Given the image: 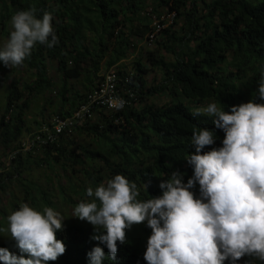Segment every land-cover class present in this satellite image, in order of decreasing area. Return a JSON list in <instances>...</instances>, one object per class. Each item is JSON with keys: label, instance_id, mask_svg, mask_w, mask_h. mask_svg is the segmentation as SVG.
Instances as JSON below:
<instances>
[{"label": "trees", "instance_id": "trees-1", "mask_svg": "<svg viewBox=\"0 0 264 264\" xmlns=\"http://www.w3.org/2000/svg\"><path fill=\"white\" fill-rule=\"evenodd\" d=\"M28 9H33L37 18L44 12L52 14L58 43L51 48L36 44L20 65L30 73V81L15 80L10 85L1 114L8 120L0 128V149L19 154L9 171L0 174L2 193L7 191L6 181H15L22 186L25 201L36 202L33 190L20 183L33 160L37 166L61 165L74 177L83 174L92 189L120 174L137 185L138 200L159 197V184L171 173H180L184 183L192 177L193 169L185 157L195 151L191 145L193 129L214 132V144L205 146L202 153L222 146L225 133L215 128L213 118L203 113L194 116L193 112L210 102L225 112L249 101L264 102L256 94L264 72V0H0V35L8 36L11 17ZM164 10L176 12V20L154 40L156 51L146 53L148 63L140 55L133 71H125L136 42L147 39L152 18ZM91 45L93 50L88 49ZM50 64L56 65L62 79L54 116L72 117L111 70L123 80L125 90H133L138 105L118 113L96 110V120L85 121L71 136L23 154L24 135L32 134L26 119L31 103L56 86L49 78ZM152 72L160 74L161 82L148 87L147 77ZM80 79L84 80L82 89L70 86L69 82ZM161 97L167 102L159 105L150 100ZM34 124L38 128L42 125L38 121ZM83 137L92 140L96 148L77 142ZM71 188L88 197L87 188ZM190 191L194 198L199 197L198 184ZM37 192L41 193V202L51 206L45 191ZM131 229L151 235L146 223ZM95 234L93 227L80 223L63 225L56 238L64 243L66 251L48 264H88L87 253L94 246L103 247L92 239ZM137 239L128 235L124 244L117 242L115 261L107 258L104 248L103 264H146L142 241ZM0 247L22 255L14 240L0 243ZM237 264L260 262L245 256Z\"/></svg>", "mask_w": 264, "mask_h": 264}, {"label": "clouds", "instance_id": "clouds-1", "mask_svg": "<svg viewBox=\"0 0 264 264\" xmlns=\"http://www.w3.org/2000/svg\"><path fill=\"white\" fill-rule=\"evenodd\" d=\"M44 12L19 11L10 19L11 31L0 45V63L15 68L31 55L36 44L49 48L58 43L51 21ZM152 25V24H151ZM257 96L264 101V72L257 82ZM213 118L215 128L225 133L222 146L214 144L213 131L193 129L194 153L185 159L193 175L183 182L178 172L159 184L162 195L140 201L137 185L117 174L106 183L87 188L91 202H80L71 217L91 224L97 234L88 253V264L116 260L117 242L133 225L146 223L151 229L143 259L146 264H237L248 256L264 264V102L249 101L225 112L210 102L193 115ZM199 185V197L190 189ZM64 218L45 207L42 212L22 203L7 216V232L22 255L0 247V264H48L65 253L56 233ZM28 258H25V255Z\"/></svg>", "mask_w": 264, "mask_h": 264}, {"label": "rangeland", "instance_id": "rangeland-1", "mask_svg": "<svg viewBox=\"0 0 264 264\" xmlns=\"http://www.w3.org/2000/svg\"><path fill=\"white\" fill-rule=\"evenodd\" d=\"M190 6V4H189ZM167 10H164L162 13H167ZM7 31L10 33L11 31V25L10 23L7 25ZM8 36H1L0 35V45H3L7 39ZM138 45L133 49L131 52L130 58L128 62H125V71L132 72L133 71V64L136 59L139 58L140 55H143V61L144 63H148V60L146 58V53H152L156 51V46H149L146 43V40L143 42H136ZM89 50H93V46H88ZM73 64L70 63L69 67L72 68ZM148 67L151 68L150 64H148ZM0 69L2 72L0 73V115L3 113L4 108L7 103V97L10 92V85L13 81L17 80L20 82L30 81L31 75L26 70L24 66H17L15 68H9L5 67L2 63H0ZM49 78L53 81V83L56 85L50 92L47 93L45 97H40L38 99H35L31 103L30 110L26 114V119L29 122V128H31V133H35L38 129L37 125L34 124V121H38L39 123L43 124L47 120H50L54 116V110L55 107L59 103L58 99V91L59 87L62 84L61 75L57 70L56 65L50 64V71H49ZM148 87H151L155 84H160L161 82V76L159 73L152 72L147 77ZM84 80H72L69 82L70 86H75L76 89L80 90L83 87ZM151 102H154L156 104H164L167 102V99L165 97L159 98H151ZM182 100L185 101V99L182 97ZM48 101H51V104L48 103ZM207 104H203L201 107L203 108ZM46 109V112L44 111ZM45 112V116H41L42 112ZM28 136L24 135L23 141L27 139ZM73 139H77L76 136H74ZM77 142H82L91 145V149H95L96 145L92 140H90L88 137H83L82 139H78ZM38 157H41L39 155ZM50 166H52L50 168ZM81 167H77V170H80ZM83 172V171H82ZM73 176L69 172L64 171L63 167L61 165H55V164H48V163H40V165L37 166L36 163L32 160L30 164L26 167V171L23 174L22 182H20L23 186L29 187L33 190V194H35L36 202L33 204L31 202L25 201V197L22 191V186L19 185L18 182H8L7 183V191L2 193L0 192V227L7 228V216L10 215L15 210H18L19 206L22 203L28 204L31 208L34 210L42 212L45 207H50L54 211H57L61 214V216L64 218L63 225L66 224H76L80 223L81 225L93 227L91 224H89L86 221H81L78 218L71 217L73 208L80 202H91L93 198L91 197H82L79 194H76L74 192V189L71 188V185H75L77 187V191H80V188H92L91 181L87 180L86 176H83V174H78L76 177ZM38 189L45 191L47 194L48 200L51 203V206H46L41 202V193L34 190V187ZM31 184V185H30ZM102 184V183H100ZM93 191L95 189L93 188ZM130 235L131 237L139 238L137 240L142 241V248L144 251L146 250L147 240L150 235H142L139 231L133 230V229H127L125 233L126 236ZM8 233H0V243H3L4 241H11L12 239L10 237H7ZM130 242V241H129ZM133 244V242H132Z\"/></svg>", "mask_w": 264, "mask_h": 264}, {"label": "built area", "instance_id": "built-area-1", "mask_svg": "<svg viewBox=\"0 0 264 264\" xmlns=\"http://www.w3.org/2000/svg\"><path fill=\"white\" fill-rule=\"evenodd\" d=\"M161 13L159 16L152 18L151 33L148 34L146 41L152 46L154 40L163 30L172 25L176 20V12ZM122 79L118 76L115 70H111L101 80L98 81L96 89L88 96V102L82 106L72 117L60 118L53 117L43 123L38 130L31 134L22 143L20 151L27 153L40 150L42 146L57 143L62 136H71L77 127L85 121L96 120V110H104L110 113H118L124 110L134 108L138 105L133 90L127 89L122 83ZM126 83H129L126 80ZM119 87L122 89L120 90ZM8 120V116L0 115V128ZM119 123V120H116ZM19 154V151H8L4 153L0 149V174L8 172L14 159Z\"/></svg>", "mask_w": 264, "mask_h": 264}]
</instances>
